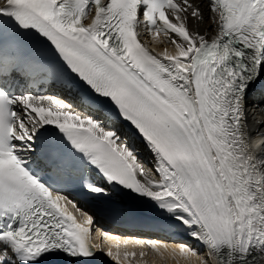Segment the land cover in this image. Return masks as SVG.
Masks as SVG:
<instances>
[{"label": "snow or ice", "instance_id": "snow-or-ice-1", "mask_svg": "<svg viewBox=\"0 0 264 264\" xmlns=\"http://www.w3.org/2000/svg\"><path fill=\"white\" fill-rule=\"evenodd\" d=\"M146 33L171 49L148 47ZM30 40L51 58L27 54ZM35 75L75 90L80 106L21 89ZM257 92L264 0H4L0 264L97 260L94 217L78 221L48 171L75 173L87 196L135 198L206 249L136 240L178 264H264V139L252 141L264 131L249 123L264 124V107H249ZM107 255L129 264L136 252Z\"/></svg>", "mask_w": 264, "mask_h": 264}, {"label": "bare ground", "instance_id": "bare-ground-1", "mask_svg": "<svg viewBox=\"0 0 264 264\" xmlns=\"http://www.w3.org/2000/svg\"><path fill=\"white\" fill-rule=\"evenodd\" d=\"M161 39H163V37H161ZM160 45H162V47H164V46L170 47V49H171V46L168 45L167 43L160 44ZM59 93L61 96L60 97L58 96V97L62 101H64L66 105L67 104H74V106H77V107L80 106L79 105V95L77 94V92L75 90H73V91L61 90ZM252 106L264 107V95L261 98H257V99L252 97V102H251L249 107L251 108ZM255 119L261 120V119H264V117H262L261 114L259 113V111H257L255 114ZM249 123H250V125H252V127L254 129H258L259 131H264V124H259V125L252 124L251 115L249 117ZM254 133H256V132L253 131L252 135H254ZM260 138L263 139L264 137L257 136L256 139H258V140L257 141L252 140L253 144L258 142L260 140ZM134 142L141 149L142 157L145 160H147L151 154L149 152H147V150L144 148L143 142L139 141V140L134 141ZM149 167H150V165H149ZM86 211L89 212L95 218L96 225L101 229L111 228L112 230H115L118 233H121L124 235H130V234L138 233L137 231L131 230L130 228L120 226V225L117 226V225L110 223L107 218H103L101 215H96L95 212H93V210L90 207H87ZM154 237H157L158 241H161L162 243H168V244H178L181 242H187V243L191 244L193 247L197 248L198 252L201 255H203L206 251V249L202 245H200L198 242L192 240L183 231L177 230V231L170 232L167 235L159 234V235H155ZM149 240H151V239H148V241ZM152 241H156V240H152ZM103 242H104V248L106 250V254H107L108 248H111L113 253H115L117 251H121L122 253H124L125 251L136 252V250H138L137 248H139V247H140L141 251L148 248V247L142 248L140 245L136 244V239H134V238H121V237L115 236L114 233H109V235L107 237H104ZM149 249H151V248H148L147 250H149ZM155 253L157 254V252H155ZM99 256H101V255H98V257ZM159 257H167V258L171 259L168 264H178L176 258L167 256V255H165V256L160 255ZM110 258L112 259V257H110ZM129 258H132V257H129ZM129 258H128V262H129V264H131V262L129 261ZM121 259H123V254H121ZM181 262H185V260L183 258H180L179 264ZM115 264H116V262H115ZM140 264H146V263H140ZM151 264H161V261L158 262L154 259V262H152Z\"/></svg>", "mask_w": 264, "mask_h": 264}, {"label": "rangeland", "instance_id": "rangeland-1", "mask_svg": "<svg viewBox=\"0 0 264 264\" xmlns=\"http://www.w3.org/2000/svg\"><path fill=\"white\" fill-rule=\"evenodd\" d=\"M115 239V238H114ZM125 246V245H124ZM138 250H136V257H132L129 258V261L131 262V264H140V263H146V264H151L152 262H154V259L158 262L161 261V264H168L170 262L171 259L167 258V257H159L160 255L157 253H155L154 250L152 249H144L142 251H144L146 254L145 256L141 257L140 256V247L137 248ZM121 254H123L121 251H119ZM158 257V258H157ZM180 264H186V262H181Z\"/></svg>", "mask_w": 264, "mask_h": 264}]
</instances>
